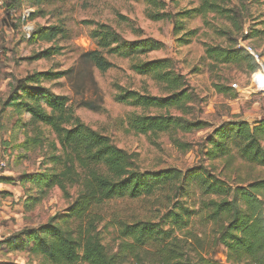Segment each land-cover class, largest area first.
Listing matches in <instances>:
<instances>
[{
	"label": "rangeland",
	"instance_id": "1",
	"mask_svg": "<svg viewBox=\"0 0 264 264\" xmlns=\"http://www.w3.org/2000/svg\"><path fill=\"white\" fill-rule=\"evenodd\" d=\"M221 12H206L180 18L184 10L200 6L201 0H0V264H38V258L27 249L11 248L6 240L22 235L48 222L61 223L73 229L74 222H61L66 208L75 200L78 188L58 186L39 191L28 181L21 184L23 175L46 174L53 167L48 156L53 145L58 146L54 132L29 115L6 105L17 81L39 71L60 72L54 80L42 85L51 92L64 95L68 106L80 122L107 135L119 148L131 153L140 171L177 168L186 174L199 166L216 168L221 160L208 161L200 145L219 126L246 121L251 126L264 118V0H213ZM16 6L15 11H10ZM30 13L29 21L35 30L57 25L61 32L49 41L28 40L23 36L21 17ZM224 12V13H223ZM226 14H230L234 23ZM106 25L120 39L139 41L154 38L162 47L146 53L123 57L97 46L91 33ZM237 46L250 49L259 68L249 72L245 64H220L208 58L210 46ZM47 48L55 53L38 55ZM96 51L107 62L97 67L90 53ZM165 60L164 71L182 76L185 88L194 100L187 105L189 113L175 109L168 112L185 119L206 122L202 129L190 133L177 132L136 134L128 129V117L133 114L165 113L156 108H137L116 101L126 90L164 97L171 90L157 78L156 72L141 74L134 66L152 60ZM259 76L257 86L254 77ZM215 84L229 87L218 93ZM171 138L188 144L180 149ZM232 152L238 147L232 145ZM233 168L242 179L264 178V167L249 165L236 157ZM112 199L102 206L103 220L97 224L101 242L108 250H115L119 241L116 222L125 219L157 220L164 213L156 197ZM29 196H36L31 200ZM40 196V198H39ZM163 199V198H162ZM159 197V201L162 200ZM197 196L188 199L193 204ZM194 208H197L195 205ZM204 213L194 217L196 230L213 237ZM59 223V224H60ZM225 248L218 243L211 246L209 258L225 263Z\"/></svg>",
	"mask_w": 264,
	"mask_h": 264
},
{
	"label": "trees",
	"instance_id": "2",
	"mask_svg": "<svg viewBox=\"0 0 264 264\" xmlns=\"http://www.w3.org/2000/svg\"><path fill=\"white\" fill-rule=\"evenodd\" d=\"M13 8L16 10V6H11L10 11ZM219 8L213 0H201L200 6L182 11L178 17L221 12ZM225 17L234 23L230 14ZM60 32L57 25L33 28L28 40L49 41ZM91 37L98 47L123 57L162 47V42L149 37L122 40L106 25L92 31ZM54 53V48H47L38 56ZM206 54L215 63H243L251 73L259 68L254 57L241 47L210 46ZM89 55L97 67L108 66L96 51ZM164 68L165 60L160 59L134 66L141 74L156 72L157 78L169 85L168 95L156 97L126 90L116 96V101L122 104L166 110L156 114L133 113L127 120L128 129L136 134H174L204 128L206 122L168 112L175 109L189 113L187 104L194 96L185 88L182 76L163 72ZM60 74L46 70L18 80L6 105L26 113L30 120L46 125L56 135L59 147L53 145V153L48 156L53 168L46 174L23 175L20 181L33 183L42 192L52 186L63 191L77 187L75 200L61 217L62 223L74 222L76 226L68 229L60 222L50 221L14 236L16 240L7 239L9 247L27 249L38 258V264H264V178L248 182L232 166L238 157L249 165L264 167V118L252 126L246 121L219 126L200 145L208 161H222L223 167L218 172L209 166H199L186 174L177 168L140 171L131 153L117 147L107 135L80 122L69 108L66 96L42 85ZM215 89L224 94L230 88L215 84ZM171 139L178 148L187 149L188 144ZM232 145L238 147L236 153L232 152ZM156 194H159L158 207L164 213L155 221L118 219L119 241L115 250H108L97 230V224L103 220V204L112 199L151 198ZM195 195L197 199L189 205L188 199ZM159 197L163 199L159 201ZM202 213L212 226V239L194 227V217ZM215 243L225 248V263L209 258Z\"/></svg>",
	"mask_w": 264,
	"mask_h": 264
},
{
	"label": "built area",
	"instance_id": "3",
	"mask_svg": "<svg viewBox=\"0 0 264 264\" xmlns=\"http://www.w3.org/2000/svg\"><path fill=\"white\" fill-rule=\"evenodd\" d=\"M11 11H15V9L13 8ZM30 16V13L27 12L26 14H24L21 17L20 23H21V29H22V33L23 36L28 39L31 37L32 31H33V24L29 21L28 17ZM248 52H251L250 49H247ZM264 72V70H263ZM259 81V76H255L254 77V84L257 86V82ZM258 87V86H257ZM1 165H4L3 162H0Z\"/></svg>",
	"mask_w": 264,
	"mask_h": 264
},
{
	"label": "water",
	"instance_id": "4",
	"mask_svg": "<svg viewBox=\"0 0 264 264\" xmlns=\"http://www.w3.org/2000/svg\"><path fill=\"white\" fill-rule=\"evenodd\" d=\"M258 64L261 66L262 70H264V66L262 64H260V63H258Z\"/></svg>",
	"mask_w": 264,
	"mask_h": 264
}]
</instances>
